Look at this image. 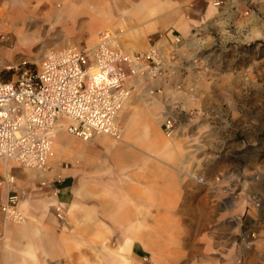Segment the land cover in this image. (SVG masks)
Masks as SVG:
<instances>
[{"label":"crops","instance_id":"crops-1","mask_svg":"<svg viewBox=\"0 0 264 264\" xmlns=\"http://www.w3.org/2000/svg\"><path fill=\"white\" fill-rule=\"evenodd\" d=\"M260 1L0 0V67L18 54L93 46L105 30L114 36L110 45L129 54L151 46L167 53L180 38L179 55L187 64L128 83L134 90L118 117L121 140L86 142L59 118L46 170L0 161V264L241 259L240 237L259 215L246 191L219 183L200 187V168L211 162L203 109L213 82L203 76L197 56L231 6L247 13L246 5ZM168 118L176 126L172 136L166 134ZM9 176L13 184H4ZM224 194L230 199L225 204ZM10 197L18 198L26 223L4 221L1 206Z\"/></svg>","mask_w":264,"mask_h":264},{"label":"built area","instance_id":"built-area-1","mask_svg":"<svg viewBox=\"0 0 264 264\" xmlns=\"http://www.w3.org/2000/svg\"><path fill=\"white\" fill-rule=\"evenodd\" d=\"M113 39L105 30L93 46L50 51L39 65L23 60L16 68V81H6L0 74V161L15 160L24 168L45 170L59 118L86 142L100 136L121 140L118 117L134 90L128 83L136 77L157 79L170 67L176 71L187 66L179 55L180 38L167 53L151 46L134 54L111 46ZM175 127L172 118L166 119L168 136ZM13 182V176L4 180L7 185ZM1 211L6 222L23 221L17 197H10Z\"/></svg>","mask_w":264,"mask_h":264},{"label":"rangeland","instance_id":"rangeland-1","mask_svg":"<svg viewBox=\"0 0 264 264\" xmlns=\"http://www.w3.org/2000/svg\"><path fill=\"white\" fill-rule=\"evenodd\" d=\"M246 6L247 13L231 6L225 24L209 34L211 37L203 38L205 49L197 56L203 63V76L213 82L211 100L203 109L207 114L203 123L210 126L206 155L211 162L201 166L198 181L200 187H217L219 183L237 193L246 191L259 219L257 225L248 223L240 237L243 254L239 261L207 260L192 264H264V0L255 7ZM50 51L54 50L16 55L13 63L0 67L2 79L16 81V68L21 61L39 64ZM8 66L15 68L7 71ZM217 177L227 180L213 182ZM221 198L224 204L230 201L225 194ZM18 209L23 221L13 223L24 224L26 214Z\"/></svg>","mask_w":264,"mask_h":264},{"label":"bare ground","instance_id":"bare-ground-1","mask_svg":"<svg viewBox=\"0 0 264 264\" xmlns=\"http://www.w3.org/2000/svg\"><path fill=\"white\" fill-rule=\"evenodd\" d=\"M8 67H10V66H8ZM10 68H15V66H14V67L12 66V67H10ZM92 74H93V73H92Z\"/></svg>","mask_w":264,"mask_h":264}]
</instances>
